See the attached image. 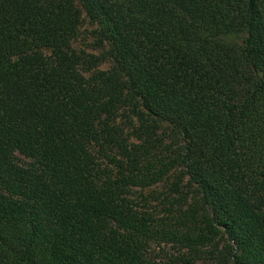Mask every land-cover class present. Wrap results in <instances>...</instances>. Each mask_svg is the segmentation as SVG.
Here are the masks:
<instances>
[{
    "label": "trees",
    "instance_id": "obj_1",
    "mask_svg": "<svg viewBox=\"0 0 264 264\" xmlns=\"http://www.w3.org/2000/svg\"><path fill=\"white\" fill-rule=\"evenodd\" d=\"M0 264H264V0H0Z\"/></svg>",
    "mask_w": 264,
    "mask_h": 264
},
{
    "label": "rangeland",
    "instance_id": "obj_2",
    "mask_svg": "<svg viewBox=\"0 0 264 264\" xmlns=\"http://www.w3.org/2000/svg\"><path fill=\"white\" fill-rule=\"evenodd\" d=\"M95 29V26H91L89 24H84L78 32L77 37L73 41L74 48L77 49L78 52L85 53L86 55L89 54H98L99 50H97L94 45V39L92 35V31ZM109 64H102L99 68L100 69H107ZM161 135L165 136L163 132H160ZM179 171H174L166 180L163 182L152 186L150 188L144 190L136 191L135 195L138 199H143L145 196L147 200L151 204L150 207L157 210L162 209L163 206L160 205V202L164 200L165 197L169 196V187L171 183L175 180L176 175ZM150 254L156 260L160 261L161 263H167L170 260H173L185 251L180 250L176 245L172 244H162V243H151Z\"/></svg>",
    "mask_w": 264,
    "mask_h": 264
}]
</instances>
